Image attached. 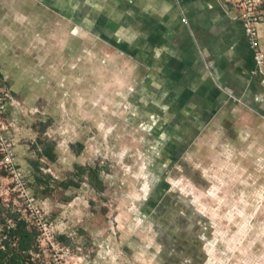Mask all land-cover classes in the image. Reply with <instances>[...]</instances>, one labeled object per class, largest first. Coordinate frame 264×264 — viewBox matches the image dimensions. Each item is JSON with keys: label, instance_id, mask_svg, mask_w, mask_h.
<instances>
[{"label": "rangeland", "instance_id": "374dc122", "mask_svg": "<svg viewBox=\"0 0 264 264\" xmlns=\"http://www.w3.org/2000/svg\"><path fill=\"white\" fill-rule=\"evenodd\" d=\"M11 15L0 19V200L16 213L31 197L50 224L36 264H264V136L201 135L173 161L172 140L157 143L124 101L122 68L114 87L102 44L58 40L30 7ZM78 165L99 167V189ZM159 174L164 192L149 197Z\"/></svg>", "mask_w": 264, "mask_h": 264}, {"label": "crops", "instance_id": "0c3cea01", "mask_svg": "<svg viewBox=\"0 0 264 264\" xmlns=\"http://www.w3.org/2000/svg\"><path fill=\"white\" fill-rule=\"evenodd\" d=\"M235 1L29 0L1 5L0 19L30 7L39 21L58 25V40L102 44L114 87L122 68L124 101L139 105L146 132L163 145L172 140L181 153L201 135L264 136V79L252 74ZM259 11L264 56V6Z\"/></svg>", "mask_w": 264, "mask_h": 264}, {"label": "trees", "instance_id": "16d2710c", "mask_svg": "<svg viewBox=\"0 0 264 264\" xmlns=\"http://www.w3.org/2000/svg\"><path fill=\"white\" fill-rule=\"evenodd\" d=\"M263 6L264 0L259 4L258 10ZM36 142L39 146L38 155L48 162H53L55 157L52 144L39 138ZM98 172L99 167L96 166H75V175L77 177L85 176L88 184L95 189L100 188ZM46 177L50 179L47 175ZM56 185L62 189L77 186L72 181L59 182ZM7 219L13 221L12 227L6 224ZM58 240L61 242L62 238L59 237ZM34 253H37L34 230L27 228L26 224L16 220V214L6 208L0 200V264H36L30 255Z\"/></svg>", "mask_w": 264, "mask_h": 264}, {"label": "built area", "instance_id": "2783aa9c", "mask_svg": "<svg viewBox=\"0 0 264 264\" xmlns=\"http://www.w3.org/2000/svg\"><path fill=\"white\" fill-rule=\"evenodd\" d=\"M258 6V0H249L240 4V9H238V17L241 21L244 37L252 53V74L264 79V56L258 45L256 31L257 24L261 23L263 20L260 11L258 10ZM181 21L184 22V19H181ZM25 204L27 206L25 209L22 211H16V220L23 222L26 224L27 228L34 230L35 245L37 247L38 253V245L41 241H43L41 237L45 235V231L50 229V224H45L43 222L42 212L36 207H33L34 201L31 197H26ZM5 222L8 226H13V221L7 219ZM48 240L49 239H47V241Z\"/></svg>", "mask_w": 264, "mask_h": 264}, {"label": "flooded vegetation", "instance_id": "af4514ba", "mask_svg": "<svg viewBox=\"0 0 264 264\" xmlns=\"http://www.w3.org/2000/svg\"><path fill=\"white\" fill-rule=\"evenodd\" d=\"M173 154V153H172ZM180 153H177L175 156H174V158H173V161H175L174 159H177V156L179 155ZM153 172L155 173L156 172V174H158V170L157 169H159V168H161L160 166H157V164H154L153 165ZM158 177H159V180H158V182L156 183V185L154 186V188H153V191L151 192V194L150 195H148L149 197H151L152 196V194H157V189H159V191H158V194L160 193V192H164V188H161V185H163V180H164V174H159L158 175ZM148 197V198H149ZM147 198V199H148ZM146 204V203H145Z\"/></svg>", "mask_w": 264, "mask_h": 264}]
</instances>
